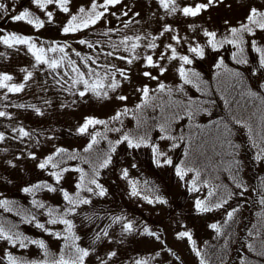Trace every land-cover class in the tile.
Listing matches in <instances>:
<instances>
[{
    "label": "rangeland",
    "instance_id": "1",
    "mask_svg": "<svg viewBox=\"0 0 264 264\" xmlns=\"http://www.w3.org/2000/svg\"><path fill=\"white\" fill-rule=\"evenodd\" d=\"M90 2L91 0H71L69 7L72 13H76L81 5L88 7ZM196 2L206 3L207 0H178L181 5ZM0 3L5 5L4 9H0V35L17 33L31 36L37 46H44L45 48L53 41L61 44L66 43L69 47L65 50L68 52L69 57L81 67L82 71L86 72L87 70L83 66L81 57L98 56L97 64H91V61H89L91 67L98 68V65L115 64L119 68L126 69L129 76L127 81L121 82V86L115 93H109L110 99H99L92 93H88L81 98L78 93H73L76 92V88L82 89V85H77L72 92L65 90L71 87V79L74 76L67 65V61H65L63 67L55 72L47 69L46 65H40L34 69V58L28 53L25 46L8 48L0 44V52L5 54L4 57H0V72L11 74L15 83L23 82L24 73L20 71L21 68H26L34 73L33 77L27 82L24 91L8 93L6 100L0 99V110L7 111L10 114L8 117H0V132H3L6 137L5 140L0 141V199H4L8 193L7 200L12 202L10 207L12 211H17V201H12L10 197H15L17 194L15 190H17L18 183H21L27 176L38 170L37 165L44 156L60 147L74 150L82 149L84 153L90 135H81L77 132L84 119L94 117L109 120L117 110L126 106L130 110L129 114L121 117L120 121L109 120L107 128L105 125H96L88 130L89 133H101L97 138L99 142L94 147L111 144V146L115 145L116 150L112 152L110 149L109 152L102 154V158L95 162L97 167L108 155L111 156L110 163L105 168L98 167V176H95V171L90 176L95 177L97 182L103 186L106 190L105 195L99 196L88 192L86 188H82L80 198L88 199L91 203L111 204L116 208V212L107 226L98 230L91 241H84V248L90 251L85 264H100L101 259L107 260L108 264H134L137 259H147L149 264H200L201 257H198L192 251V246L187 238L178 240L176 233L185 230L190 231L192 239L198 240L196 243L198 245L203 238L211 237L214 234L209 226L217 219L222 220L223 218L224 220V210L213 209L209 212H200L196 208V200H204L205 197L203 198V196L205 195L189 190L190 179L186 180L189 171L181 179L177 174L174 175L170 172L167 167L168 164L158 165L146 158L143 162L142 157L136 151L137 148H129L126 142L118 145L115 142L124 133L134 135L137 132L147 130L149 128L148 124H140L141 117L138 114L156 111L161 119L164 117L166 120L172 121L175 130L179 131L185 124L189 131H193L187 133V135L185 132L183 139L161 140L159 150L164 152L166 157H170L175 165L200 170L198 161L209 162L217 155V150L219 152L223 147L219 140L220 133H216V126L219 125L220 120L218 119L215 123L214 118H212L214 113L210 114L208 118L200 117L197 109L192 110L195 113L193 119L189 118L187 113L191 110L187 108V105L182 107L183 104L178 103L185 100L186 96L183 92L186 90V85L176 71L179 67L178 60L171 63L166 60L162 62L168 71L160 77V80L173 89L171 95L167 92H152L150 93L152 97L151 106L141 110L131 109L136 101L141 103V93L137 92L136 89L142 88L145 84L151 89H155L157 82L151 81L142 75L143 71L151 70L144 68L142 60L128 65L123 61L106 56L107 52L113 51L107 42L109 40L118 42L125 35L147 33L159 35L163 25L168 24L175 31L171 34H165L156 41L159 47L155 50L154 59L160 51L164 50V45L168 43L175 45L180 54L193 58L194 54L188 52V46L189 44L193 46L200 44L204 47L205 54L203 57L195 56L193 63L190 65L191 69L197 72L200 70V65L206 63L210 59L212 51L215 50L207 45L208 38L203 35V30L216 32L218 40L224 37L230 38L229 29L239 27L241 23H246V17L252 8L264 11V0H221V2L211 6L197 17H184L179 14L167 16L159 7L157 0H121L120 4L109 6L106 19H102L90 29L69 34L62 32V27L67 23L69 15L63 13L55 5H48L46 9H40L33 0H0ZM98 3H103V0H98ZM31 7L36 9L38 17L45 21L43 28L37 30L24 21H14L12 19L13 15L19 14L25 9H32ZM48 11L53 13L51 22L48 21L46 14ZM124 12H127L128 15L124 16ZM112 13H115V15ZM136 13H139V15H135ZM125 22H129L127 28L124 27ZM190 24L194 25L195 28H190ZM109 28L119 29V31H114L109 36L102 35ZM97 29L100 30L99 33H94ZM170 35L182 37L181 43L176 45V42L170 39ZM80 39H87L93 43L99 41L100 43L95 49H92L79 44ZM244 40V56L248 60L259 59V53L254 51L251 44L255 40L257 46L264 47V30L255 29L254 34H245ZM72 49L79 52L80 57H77ZM216 49L236 50L230 44H224ZM140 51L142 52L143 49ZM118 54L127 55L122 50ZM59 55V53H49V56L58 57ZM151 71H153V75H158L157 70ZM254 73L251 79L246 81L248 92H250L248 99L251 103L254 101V104L258 99L259 92H261L257 109H263L264 87L262 85H264V72ZM117 79H120L119 76ZM57 80L61 82L58 84ZM181 86L183 90L177 91L176 89ZM5 91V89H0V96H3ZM117 95H125L128 99L126 102L118 101L115 98ZM174 98H177L178 101L171 103ZM16 104L35 105L40 108L42 114H37L32 108L14 107L13 105ZM250 107L252 106L250 105ZM235 110L240 113V118L243 119L242 114L245 113L241 112L242 110L239 107H236ZM250 112L251 114L256 112L255 117H251L258 123L259 130L261 114L256 110V106ZM153 116L157 119L156 123L162 124V120H158L156 115ZM232 119L237 120L238 116H233ZM19 127H23L31 135L29 137L13 138L18 137V133H14L12 128ZM115 128H119L120 131L107 130ZM256 132H258L256 134L257 139L261 141V131ZM235 142L233 144L237 145V142ZM173 144L176 147H173ZM77 152H71L76 158L70 159V162H77L75 164L84 163L85 167L84 155L82 157V153ZM229 152L231 151L227 150L224 154L221 152V159H224L221 171L216 169L217 165L215 164L218 163L217 159H220V157L219 155H217L218 157L215 156L214 165L216 166H208L207 171L209 174L206 172L208 176L220 177L223 174L220 179L226 182V177L233 175L227 174V170L232 168V155H229ZM236 152H239V148ZM29 153L34 154L36 158L33 159ZM149 154L153 156L152 152ZM252 155L255 156L254 153ZM164 159L165 157H160L161 162ZM236 159L237 157H235ZM255 160L254 164L257 171H263L264 161ZM9 161H12V164H9ZM239 164V173L242 174L245 180L248 179L249 163L246 161L242 163L240 160ZM125 170H127V176L124 175ZM192 172L195 174V171ZM225 175L227 176L225 177ZM77 181L78 175L74 171H68L63 174V179L60 182L65 191H72L76 189ZM141 183L144 184L143 189L139 187L146 191L144 193L138 189V185ZM133 184L140 193L137 196L131 194ZM87 186L92 187L96 192L99 191L95 189V185L90 184ZM196 187L200 191L203 185L197 183ZM57 189L56 192L46 190L43 193L44 197L59 206H68L63 199L62 192L59 188ZM153 193H158L159 198L165 202H158L156 197L151 196ZM145 197H148V199H145ZM149 199L153 202L149 203ZM84 205L80 204L76 207V211L71 213V219L82 234H91L101 224L105 213L102 212V214L94 216L84 208ZM117 216L123 217L124 220L114 223V217ZM15 221L17 220L7 218V211L0 207V224H3L6 228L13 225L14 230L17 231ZM128 221L133 223L134 230L124 233L123 223ZM144 227L158 233L160 240L141 235ZM32 230L33 237L31 239H36L38 229L32 226ZM103 230H107V237L103 236ZM98 234L101 236L99 240L96 239ZM58 246V240L53 238L48 240L47 247L50 252L53 250L56 252ZM169 249L171 251H168ZM6 250L16 254L19 251L29 255L43 254L35 245L21 249L18 246L12 247L6 241H0V257L4 255ZM109 252L116 253L110 260L107 256ZM157 253L159 255H156Z\"/></svg>",
    "mask_w": 264,
    "mask_h": 264
},
{
    "label": "snow or ice",
    "instance_id": "2",
    "mask_svg": "<svg viewBox=\"0 0 264 264\" xmlns=\"http://www.w3.org/2000/svg\"><path fill=\"white\" fill-rule=\"evenodd\" d=\"M33 2L40 8V9H46L48 5H55L58 7L63 13H66L69 15V18L67 20V23H65L62 27V32L64 34L69 33H76L80 32L86 29H90L92 26L96 25L99 21L102 19H106V13L109 12V6H115L117 4L121 3V0H103V3H98V0H91L88 7H85L84 5H81L76 13H72L71 9L69 7L71 0H33ZM221 2V0H207L206 3L196 2L194 4L185 3L184 5H181L178 3V0H157V3L159 7L164 11L165 15L167 16H173L176 14L182 15L184 17H197L199 16L203 11H206L211 6L215 5L216 3ZM5 5L3 3H0V9H4ZM48 21L51 22L53 19V13L51 11H48L47 13ZM115 15V13H112ZM124 16H127L128 13L124 12ZM135 15H139V13H136ZM12 19L14 21H24L27 24L33 26L35 29H41L45 25V21L39 19L38 17H35L33 13L28 11L27 9L19 12V14L13 15ZM163 19V17H161ZM247 22L241 23L239 27H232L229 29L230 31V38L224 37L221 40L217 39V33L214 31H209L207 29L203 30V35L207 37V45L210 46L212 49H216L218 47H222L224 44H230L235 47V51L232 53L233 60L236 61L237 64H247L248 60L244 56V36L245 34H254L255 29H261L264 30V11H259L256 8H252L246 17ZM129 22H125L124 27H128ZM190 28H195L194 25H189ZM114 31H119V29H112L109 28L105 32L102 33L104 36H109L110 33ZM175 30L171 27V25L164 24L162 27V30L159 32V35H152L151 33L147 34H135V35H125L122 38L119 39L118 42H114L109 40L107 43L109 46L113 49V51L107 52L105 55L108 57H112L114 59L123 61L124 63L128 65H132L136 61L143 62V66L146 69L151 70H157L158 75H153V71L151 70H145L142 72V75L146 78H148L151 81H156L157 86L155 89H151L147 84H145L142 88L136 89L137 92L141 93V103L136 105V109L141 110L144 108H147L150 105V101L152 99L150 93L152 92H158V93H164L167 92L169 95L173 92V89L168 87L164 82L160 80V77L163 76L168 69L162 64L163 61H168L169 63L173 61H179V67L176 69L179 77L183 80L184 84H190L193 82V78L198 77V73H196L193 69L186 67V65H191L193 63V59L195 56L203 57L205 54V49L200 44L191 45L188 46V52L193 53L194 57L190 58L188 55H182L177 51V47L173 45L172 43H168L164 45V50L159 52V55L154 59L155 50L159 47V45L156 43V41L162 37L165 36V34H171ZM170 39L172 41L176 42V45H179L181 43L182 37L179 35H170ZM79 44L85 45L88 48L95 49L96 46L100 43L99 41H96L93 43L92 41H89L87 39H80L78 41ZM0 44L5 45L8 48H16L20 45H23L26 47L28 53H30L34 58V65L33 68H37L40 65H46L47 69L52 70L55 72L57 69L64 66L65 61H67V65L70 68L71 72L74 74V76L71 79V87L66 88V91L72 92L73 88H76L77 85H82V89L76 88V92L73 94H77L83 98L86 94L92 93L94 96H96L99 99H110L109 93H115L117 89L121 86L122 81H127L129 79L128 71L126 69H122L117 67L115 64H103L98 65V68H93L90 66L89 61H91V64H97V61L99 57H93V56H87V57H81L83 61V66L87 70L82 71L81 67L77 65L76 61L72 60L69 57L68 52L65 50L67 47H69L66 43L61 44L58 42H51V44L45 48L44 46H37V43L31 36H25L20 35L17 33H11L7 35H0ZM251 46L253 47L254 51L256 53H259V67L264 68V47H260L256 45L255 40L252 41ZM143 49L141 52L140 50ZM122 50L124 53H127V55H120L118 54L119 51ZM73 52H75V55L77 57H80V53L76 52L75 49H72ZM49 53H59L60 55L58 57L56 56H49ZM4 53L0 52V57H4ZM223 65V61L221 60L216 66L219 68ZM20 71L24 73L23 75V82L21 83H15L13 82L14 77L6 72H0V89H5V93L3 96H0V99L6 100L8 98V93H20L25 90L27 82L33 77V71H29L26 68H21ZM255 74V73H253ZM67 75V73H65ZM232 77L236 78V85H231L230 87L235 88L237 85H239L240 81V73L239 72H232L230 73ZM119 76L120 79H117ZM61 81L57 80V83L59 84ZM67 83V81H65ZM264 87V85H262ZM177 91H182L183 87L176 89ZM118 101L126 102L128 97L125 95H117L115 97ZM227 103V100L225 101ZM17 108H32L37 114H42L40 108L36 107L35 105H25V104H16L13 105ZM129 109L125 106L120 110H117L115 115L109 118L111 121H120L121 117L126 116L129 114ZM193 111H189L187 115L189 118H192L194 116ZM10 114L7 111L0 110V117H8ZM109 120H103V119H97L94 117H86L84 119L83 124H81L77 132L81 135L88 134L90 135L91 139L88 143L87 147L84 149L85 152H89L95 144H97L98 137L101 135L99 132H92L89 133L90 127H95L96 125H105L107 128V125L109 123ZM235 123L239 124L241 121L239 119L235 120ZM247 126V125H246ZM168 129L169 125L161 124L160 125V131L163 133V135L160 136L161 140L169 139V140H175V137H172L168 135ZM110 131H116L119 132V128L115 129H107ZM12 131L14 133H18V137L13 138H23V137H29L31 134L26 131L23 127L19 128H12ZM249 132L251 133V128H249ZM232 135L231 129L228 128L227 125H222L220 127V137L222 146L226 149H231L233 151L229 152V155H233L232 160V167L236 171L233 172L232 179L233 182L236 184L237 189H239V192L237 193L239 196L243 197L245 193L247 192L248 188L247 185H245L238 176V169H239V161L235 160V150H238L239 146L232 143L230 137ZM5 134L3 132H0V141L5 140ZM105 139L107 137H104ZM183 139V137H181ZM261 141L264 142V137H261ZM127 143V146L129 148H141L142 146L150 147L155 162L159 165L161 163L160 157H165L163 160L164 164L172 165L173 161L170 157H166V154L159 150V147L154 144L150 143V139L147 136V134L144 135H136L133 136L130 133H124L119 140L115 142L116 145L120 143ZM173 147H176L175 144H173ZM252 147L257 148L258 151L255 155V159L257 161H264V146H262L261 142L256 141L253 139L252 141ZM116 148L115 145L111 146V151L115 152ZM67 150L63 148H57L55 152H53L51 155L45 157L43 160L39 162L37 165L40 169H47L49 166H51L52 169H55L54 171L50 172V175L54 178L56 184L58 185L60 181L63 179V174L68 171H77L80 173L79 181L76 184L77 193L75 196L70 195L67 191L63 189H59L64 197V200L67 201L68 207L65 208L63 213H58L56 210L52 208H48L47 215L49 219L47 220L48 224L55 225L57 223H61L65 225V231L68 234H72L73 224L71 220L66 219L65 216L69 213H74L76 211V207L80 204H88L90 203V200L88 199H82L79 197V190L82 188H86V190L90 193H94L99 196H104L106 193V190L103 188L101 184L97 182V179L95 177L88 180V184L95 185V189H98L99 191L96 192L92 187H88L87 184H85V177L86 174L84 173V170L82 168H76V169H69L60 167L61 161H57L56 157L62 156L64 153H66ZM30 156H32L33 159H35V155L32 153H29ZM69 159H75L76 157L74 155L69 156ZM111 161V156H106L98 165L99 168H105L108 166V164ZM9 164H12V161L8 162ZM176 173L178 176H180L181 179L184 178L186 173L188 171H195L196 179L192 181V188H190V191H196L198 190L196 187L197 181L200 178V170L199 169H193V168H182L179 165L175 166ZM95 176L99 175L98 170H95ZM124 175L127 176V170H125ZM205 186H208L209 182L207 180L203 181ZM261 185H264V179L261 180ZM219 185L209 187L207 197H205L204 200L197 199L196 200V208L200 212H209L213 209H221L224 208L225 205L228 203V199L231 198L232 194H229L228 198H224L223 196L219 197L216 202H212L210 198L214 197L217 193V189L219 188ZM47 189L49 192H56L58 189L57 187L53 186L52 184H48L46 182L44 183H38L35 185H32L30 187H25L23 191L25 193L35 194L36 191ZM255 190V189H254ZM133 196L139 195V191L137 190L135 184H133L132 187V193ZM145 199H148V197H145ZM156 200L158 202H165L161 200V198L156 197ZM149 203H152L153 201L151 199L148 200ZM261 204H264V191L260 193V201ZM12 202L8 201L7 199H0V207L4 208L5 211H12V208L10 207V204ZM32 204L36 208L44 209L45 205L44 203L37 201L33 199ZM227 213L228 220H232L234 213L238 211V209L233 208L231 211H228L225 209ZM20 215L21 213H17ZM124 218L117 216L114 217L113 222H120L123 221ZM23 222L25 223H33L35 222V227L42 229L44 232L49 233L51 236L56 237L57 239L63 238L67 242L69 236L64 235L62 232L59 231H52L49 228L45 226L44 223H40L37 221L35 215H24ZM228 221H225L224 223L227 224ZM212 229H215L217 234H221V227L213 223L210 225ZM134 230L133 223L131 221H128L126 223H123V232L129 233ZM141 235H147L150 237H154L156 240H160V236L158 233L151 231L148 227H144ZM251 235V233H250ZM103 236L107 237L108 232L107 230H103ZM73 240L72 244V251L67 256L65 255L64 250H61V254L56 258H50L49 249L43 239H31L28 236L23 235L22 233L15 231L14 228H6L3 224H0V241H6L9 245L12 247H19L21 249H26L30 245L37 246L42 252H43V259L40 260H29L24 259L22 257H17L12 254L10 251H5L4 255L0 257V264H4V261L7 262V264H85L86 258L90 255V251L87 248H81L77 244H75V240H78L79 237H76L74 235L71 236ZM176 238L178 240L187 238L188 242L192 246V251L195 252V254L199 257L201 256V252L197 249L195 241L192 239V234L190 231H180L176 233ZM97 240L101 239L100 234L96 237ZM65 247H67V243L65 244ZM249 247H252V245H249ZM168 251H171L170 249ZM116 255L115 252H109L107 254L108 260H110L112 257ZM156 255H159L157 253ZM174 255V253H173ZM99 259V257H98ZM100 264H108L107 260H100ZM134 264H149V261L147 259H137L135 260ZM200 264H205V260L201 258Z\"/></svg>",
    "mask_w": 264,
    "mask_h": 264
},
{
    "label": "trees",
    "instance_id": "3",
    "mask_svg": "<svg viewBox=\"0 0 264 264\" xmlns=\"http://www.w3.org/2000/svg\"><path fill=\"white\" fill-rule=\"evenodd\" d=\"M32 8V7H31ZM35 17H38L36 9H28ZM39 18V17H38ZM40 19V18H39ZM92 31V30H90ZM100 30H95V32L99 33ZM235 50H229V49H215L211 53V57L206 63L200 65V70L197 71L198 77L193 78V82L186 85V90H184L185 100L178 102L182 107L187 105L191 111L196 110L199 112L200 117L208 118L210 114L214 113L215 123H217L218 119L220 120L219 125L216 126V133H220V127L222 125H227L228 128L231 129L232 135L230 137L232 143L235 142L239 146V152H236L235 150V157H237V161L243 163L246 161L249 163V177L246 180L243 178L242 174L239 173L238 169V176L239 179L247 185V192L243 197L239 196L237 193L239 192V189H237L236 184L233 182L232 175L235 169L233 167L230 170H227V174L230 173L231 177L225 175L226 182L223 179H220V177H211L208 176L207 168L208 166L214 165L215 156L219 155L220 159L218 158V163H215L217 165L216 169L221 171L222 170V164H224V159L222 160V153L224 154L225 151H233L231 149H226L225 147H221V149L217 150V155H215L212 159L209 160V162H202L198 161L200 165V178L197 181V183H201L203 185L202 190L195 192H199L204 197H207V193L209 190V187H213L216 185H219L221 189H217V193L214 197L210 198L211 201L214 203L217 201V199L221 196L224 198H228L229 194L231 195V198L228 199V203L225 205L224 208H221V210H224V220L217 219L215 222L221 227V234H217L215 229H212L214 234L211 237L203 238L202 241H200V244L196 245V247H199L198 249L201 252V258L205 260L206 264H264V204H261L260 201V193L264 191V185H261V180L264 179V170L263 171H257L254 160L256 155V152L258 151L257 148L252 147V141L255 139L258 142H261L262 146H264V142L259 141L257 139L256 134L261 131V137L263 135L264 137V108L263 109H257L258 104L260 102V96L261 92L258 94V99L253 104L248 99V88L246 81L250 80L253 73H259L264 72V68L259 67V59L254 60H248L247 64H237L235 60L232 58V53ZM247 58V57H246ZM223 61V65L221 67H217L216 65ZM186 67L191 68L190 65H186ZM232 72H239L240 73V83L235 88L230 87L231 85H236V78L232 77L230 73ZM200 97V98H199ZM227 100V103L225 102ZM178 99L174 98L171 100V103L177 102ZM139 104L138 101H136L135 105L131 107V109H136V105ZM250 105L252 107H250ZM256 106V110L258 113L261 114V121L260 126L258 130V123L253 120L251 116L255 117V114H251L250 110ZM236 107H239L245 114H242L243 119L240 118V113L235 110ZM214 108V109H213ZM158 113L155 112H147V113H139L138 116L141 117L139 120V123L148 124L149 128L147 130L133 133V136L136 135H144L147 134V136L150 139V143L156 144L158 147H160L161 139L158 138L163 133L160 131V125L159 123H156L157 119L153 116L156 115L158 120H162V124L169 125L168 129V135L175 137V139H180L184 136L185 132L187 133L193 132L189 131L187 129V126L184 124L179 131L175 130L173 128L172 121L166 120L164 117L161 119L158 115ZM197 114L196 116L199 117ZM238 116V119L241 121V123L237 124L235 123V120H233V116ZM193 119V118H192ZM247 125V126H246ZM199 128V126H198ZM249 128H251V133L249 132ZM171 129V133H170ZM197 129V128H195ZM199 130V129H197ZM91 137L89 138L88 143L90 142ZM169 140V139H168ZM220 144L221 137H220ZM88 145V144H87ZM85 145V148L87 147ZM218 146V145H216ZM163 147V146H162ZM63 149H66L67 152L64 153L62 156L56 157L57 161H61L60 167L69 168V169H76V168H82L84 170V173L86 174L85 177V184H88V180H90L92 177V174L94 173V169L98 170L97 164L95 163L98 159L102 158V154H105L110 151L111 144L107 146L103 145H97L96 147L93 146V148L89 152L83 153V150H74L69 149L66 147H60ZM94 149V152L92 153V150ZM79 151V152H77ZM139 155L142 157L143 162L145 161L144 158L147 160L149 159L151 162L156 163L154 159V155L151 156L149 153L152 152L150 147L142 146L141 148H137L136 150ZM54 151L48 153L46 156L43 157V159L49 155H51ZM71 152H77L82 153V157L84 155L85 159V167L84 163L75 164L77 162H70L69 156H72ZM222 152V153H221ZM153 153V152H152ZM218 157V156H217ZM42 159V160H43ZM233 160V155L231 157V161ZM197 161V160H196ZM220 161V163H219ZM256 161V160H255ZM163 161L159 164L162 165ZM208 163H210L208 165ZM214 165V166H216ZM175 163L172 165H167L170 172L172 174H177L175 169ZM202 166V167H201ZM240 167V164H239ZM186 168V167H185ZM55 169H52L51 166H49L47 169H40L36 172H33L31 175L27 176L26 179H24L21 183L17 184V194L14 196H11L10 199L12 201H17V211H7V218L17 220L15 223L17 224V231L22 233L25 236H28L29 238L33 237V230L32 226L35 227V222L33 223H25L23 222L24 215H35L37 221L40 223H44L47 228H49L52 231H59L62 232L64 235L69 236L67 242L63 238V236L59 239H57L54 236H51L49 233L44 232L42 229H38V233L36 234V239H43L48 246V240L53 238L58 240V248L56 252L49 251L50 258H56L61 254V250L63 249L65 252V255L71 253L72 251V244L73 240L71 238L72 235L79 237L78 240H75V244H77L79 247L84 248V241H91L93 237L95 236V233L98 232V230H101L105 228L110 221V219L115 215L116 208H114L111 204L106 205V203H88L84 205V208L94 214V216L100 215L105 213L103 216V219L101 220V224L98 225V228L95 230L94 233L91 234H82L77 225L73 224L71 219V213L67 214L65 216L66 219L71 220L73 224L72 234H68L65 231V225L61 223H57L55 225H51L47 223V220L49 219L47 215V209L52 208L56 210L58 213H63L65 208L68 206H59L55 204L54 202H51L49 199L46 200L43 193L47 189H42L39 191H36L35 194L25 193L23 189L25 187H30L32 185L38 184V183H48L52 184L53 186L65 190L61 182L57 185L54 178L50 175L51 171H54ZM90 170V172H88ZM74 171V170H72ZM78 175V181L80 177V173L77 171H74ZM190 172V174H189ZM186 180L190 179V186L188 188H192V181L196 179L195 174L192 171H189ZM208 174H207V173ZM223 172V171H222ZM207 180L209 182L208 186H205L203 181ZM77 181V182H78ZM142 184V183H141ZM138 185V189L141 192L143 191V185ZM142 189H140V187ZM85 189V188H83ZM255 189V190H254ZM48 191V190H47ZM77 188L75 190L67 192L70 195L75 196L77 193ZM81 189L79 190V197L81 193ZM157 192V191H155ZM6 194L4 199H7ZM153 197H159L158 193H153L151 195ZM33 199L40 201L44 203L45 208L40 209L36 208L32 201ZM64 199V198H63ZM67 202V201H66ZM233 208L238 209L234 213L233 219L228 220L227 213L225 209L228 211H231ZM220 210V209H217ZM21 213L18 215L17 213ZM228 221L227 224L224 222ZM212 223V224H213ZM211 225V224H210ZM210 227V226H209ZM9 228H13V225H11ZM211 228V227H210ZM40 232V233H39ZM251 233V235H250ZM194 239V238H193ZM195 244L198 240L194 239ZM67 243V247H65V244ZM249 245H252V247H249ZM13 255L17 257H22L24 259L29 260H40L43 259V254H36V255H29L25 252H12ZM4 264H7L6 261H4Z\"/></svg>",
    "mask_w": 264,
    "mask_h": 264
}]
</instances>
